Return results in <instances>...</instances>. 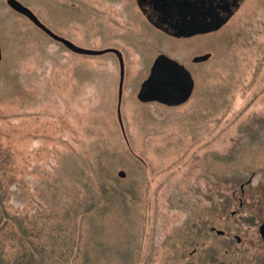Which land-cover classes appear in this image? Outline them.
<instances>
[{
    "label": "rangeland",
    "instance_id": "1",
    "mask_svg": "<svg viewBox=\"0 0 264 264\" xmlns=\"http://www.w3.org/2000/svg\"><path fill=\"white\" fill-rule=\"evenodd\" d=\"M18 1L105 51L0 0V260L191 264L210 199L264 163V0L188 36L138 0ZM163 53L194 76L183 103L139 96Z\"/></svg>",
    "mask_w": 264,
    "mask_h": 264
},
{
    "label": "flooded vegetation",
    "instance_id": "2",
    "mask_svg": "<svg viewBox=\"0 0 264 264\" xmlns=\"http://www.w3.org/2000/svg\"><path fill=\"white\" fill-rule=\"evenodd\" d=\"M238 1L142 0L140 8L156 27L178 36L182 30L205 31L237 7ZM222 191L210 199L207 216L197 219L189 252L192 258L187 262L264 264V163L259 172L248 171L246 177L227 180Z\"/></svg>",
    "mask_w": 264,
    "mask_h": 264
},
{
    "label": "water",
    "instance_id": "3",
    "mask_svg": "<svg viewBox=\"0 0 264 264\" xmlns=\"http://www.w3.org/2000/svg\"><path fill=\"white\" fill-rule=\"evenodd\" d=\"M11 4L18 10L26 13L35 22L40 25L46 32H48L52 37L59 40L60 42L64 43L70 49L81 52V53H102L105 49H92L80 46L73 42L72 40L54 32L51 28L43 24L32 11L23 5L18 0H10ZM139 5L143 8L142 0H138ZM233 9L227 10L226 15H222L221 17L217 18L214 22H212L205 31L203 29H197L195 31H186L180 30L181 32L176 33L178 36H188L197 34V32H206L213 29L220 28L229 17L232 15ZM119 54L120 51H117ZM210 56L209 54L199 55L196 57L197 60L207 59ZM145 88L142 92L139 93V96H142V99L145 100H157L167 104H180L185 102L190 98L192 95L194 88H195V79L192 72L180 61L177 59L167 55V54H160L151 70V74L149 78L146 80L145 84L143 85ZM121 175H124L125 172L121 171Z\"/></svg>",
    "mask_w": 264,
    "mask_h": 264
},
{
    "label": "trees",
    "instance_id": "4",
    "mask_svg": "<svg viewBox=\"0 0 264 264\" xmlns=\"http://www.w3.org/2000/svg\"><path fill=\"white\" fill-rule=\"evenodd\" d=\"M1 263H3V264H6L7 263V261H3L2 259L0 260V264ZM11 264H28L27 262H24V259H23V257L21 256V257H18L17 259H16V261H14L13 263H11Z\"/></svg>",
    "mask_w": 264,
    "mask_h": 264
}]
</instances>
